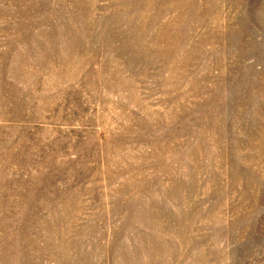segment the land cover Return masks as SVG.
<instances>
[{
	"label": "rangeland",
	"instance_id": "374dc122",
	"mask_svg": "<svg viewBox=\"0 0 264 264\" xmlns=\"http://www.w3.org/2000/svg\"><path fill=\"white\" fill-rule=\"evenodd\" d=\"M0 264H264V0H0Z\"/></svg>",
	"mask_w": 264,
	"mask_h": 264
}]
</instances>
